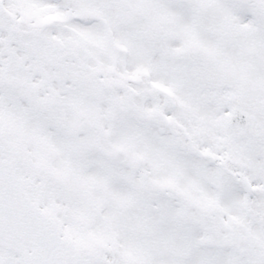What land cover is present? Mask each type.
<instances>
[{
  "label": "snow or ice",
  "instance_id": "obj_1",
  "mask_svg": "<svg viewBox=\"0 0 264 264\" xmlns=\"http://www.w3.org/2000/svg\"><path fill=\"white\" fill-rule=\"evenodd\" d=\"M0 264H264V0H0Z\"/></svg>",
  "mask_w": 264,
  "mask_h": 264
}]
</instances>
